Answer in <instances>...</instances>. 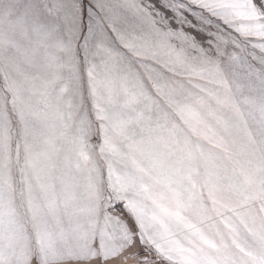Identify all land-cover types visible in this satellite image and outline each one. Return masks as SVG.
Masks as SVG:
<instances>
[{
    "label": "snow or ice",
    "instance_id": "1",
    "mask_svg": "<svg viewBox=\"0 0 264 264\" xmlns=\"http://www.w3.org/2000/svg\"><path fill=\"white\" fill-rule=\"evenodd\" d=\"M0 264H264V0H0Z\"/></svg>",
    "mask_w": 264,
    "mask_h": 264
}]
</instances>
